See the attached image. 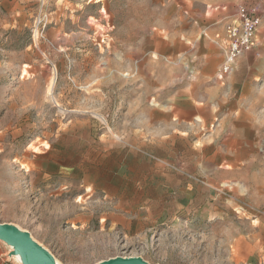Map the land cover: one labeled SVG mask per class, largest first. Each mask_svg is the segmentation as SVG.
<instances>
[{"label": "rangeland", "instance_id": "obj_1", "mask_svg": "<svg viewBox=\"0 0 264 264\" xmlns=\"http://www.w3.org/2000/svg\"><path fill=\"white\" fill-rule=\"evenodd\" d=\"M240 7L255 50L200 76ZM0 221L62 264H264V0H0Z\"/></svg>", "mask_w": 264, "mask_h": 264}, {"label": "water", "instance_id": "obj_2", "mask_svg": "<svg viewBox=\"0 0 264 264\" xmlns=\"http://www.w3.org/2000/svg\"><path fill=\"white\" fill-rule=\"evenodd\" d=\"M0 240L6 242L12 254L24 252L30 264H56L47 248L35 241L31 233L11 222L0 221ZM38 242V243H37ZM15 247V248H14ZM95 264H151L139 256H114Z\"/></svg>", "mask_w": 264, "mask_h": 264}, {"label": "built area", "instance_id": "obj_3", "mask_svg": "<svg viewBox=\"0 0 264 264\" xmlns=\"http://www.w3.org/2000/svg\"><path fill=\"white\" fill-rule=\"evenodd\" d=\"M41 15L35 36L39 35V25L45 19ZM259 17L252 10L240 7L235 18L226 24L225 39L227 52L221 65V75L231 72L233 64L245 52L254 51L257 46L256 35Z\"/></svg>", "mask_w": 264, "mask_h": 264}, {"label": "crops", "instance_id": "obj_4", "mask_svg": "<svg viewBox=\"0 0 264 264\" xmlns=\"http://www.w3.org/2000/svg\"><path fill=\"white\" fill-rule=\"evenodd\" d=\"M225 57L224 54V50L223 48L219 47L216 50H213L211 52H209V54L206 56L204 64L202 66V69L200 70L199 74L200 76L203 77H214L215 74L218 71L219 65L221 64V62H223ZM212 91H217L219 92V89L217 87H214L212 89ZM244 118H242L241 116L237 117V121H236V126H240V127H245L243 128V130H247V129H251L250 127V122L243 120Z\"/></svg>", "mask_w": 264, "mask_h": 264}, {"label": "bare ground", "instance_id": "obj_5", "mask_svg": "<svg viewBox=\"0 0 264 264\" xmlns=\"http://www.w3.org/2000/svg\"><path fill=\"white\" fill-rule=\"evenodd\" d=\"M20 228H22L21 226H19ZM23 229V228H22ZM32 235V234H31ZM34 238V237H33ZM34 240L36 241V239L34 238ZM38 243V242H37ZM15 248V247H14ZM14 257L17 259V261H19L22 264H30L29 261L27 260L24 252L20 251L17 252L16 254H14ZM56 264H62L61 262H59L58 260H55Z\"/></svg>", "mask_w": 264, "mask_h": 264}]
</instances>
